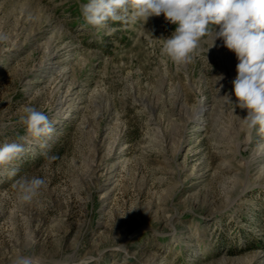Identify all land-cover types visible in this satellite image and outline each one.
Returning <instances> with one entry per match:
<instances>
[{
  "label": "rangeland",
  "instance_id": "374dc122",
  "mask_svg": "<svg viewBox=\"0 0 264 264\" xmlns=\"http://www.w3.org/2000/svg\"><path fill=\"white\" fill-rule=\"evenodd\" d=\"M88 2L0 0V146L26 148L0 166V264H264V133L235 108V53L207 37L178 67L163 14L109 34ZM24 106L50 137L20 139ZM25 174L46 179L31 202Z\"/></svg>",
  "mask_w": 264,
  "mask_h": 264
},
{
  "label": "clouds",
  "instance_id": "9594fccd",
  "mask_svg": "<svg viewBox=\"0 0 264 264\" xmlns=\"http://www.w3.org/2000/svg\"><path fill=\"white\" fill-rule=\"evenodd\" d=\"M80 14L86 25L98 29H108L109 20L129 18L145 25L150 17L163 14L176 28L170 37L161 38V55L178 67L191 61L205 38L211 37V47L222 39L223 46L234 52L238 60L237 75L232 81L235 108L247 110L246 117L240 119L248 129L264 133V0H89L80 5ZM111 31L108 29L109 34ZM7 39L6 34L0 33V42ZM224 97L233 104L230 96ZM18 123L26 133L20 139L25 141L28 137H50L55 131L48 116L32 106L22 108ZM25 152L23 144L4 143L0 146V166L21 160ZM16 172L13 167L9 174L15 176ZM45 186V178L27 174L14 184L21 202H31ZM12 264H36V260L32 255L21 254Z\"/></svg>",
  "mask_w": 264,
  "mask_h": 264
}]
</instances>
